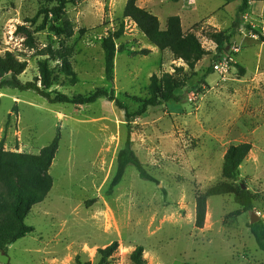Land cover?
Returning a JSON list of instances; mask_svg holds the SVG:
<instances>
[{
	"label": "rangeland",
	"instance_id": "rangeland-1",
	"mask_svg": "<svg viewBox=\"0 0 264 264\" xmlns=\"http://www.w3.org/2000/svg\"><path fill=\"white\" fill-rule=\"evenodd\" d=\"M126 2L67 5L55 24L70 27L67 37L49 31L52 17L41 29L43 10L55 4L0 0V53L26 61L22 82L38 78V65L46 61L56 76L52 91L69 97L97 88L113 91L135 112L139 100L148 97L153 75L182 68L188 78L178 92L184 96L180 103L150 107L130 123L123 110L103 98L82 106L50 104L33 91L0 89L5 151L38 155L60 134L48 170L52 188L25 219L34 231L0 252V264H98V251L114 242L118 247L108 264H133L130 255L137 247L145 264H264V252L248 228L251 212L264 223V0H250L244 12L238 0H137L157 17L161 30L169 17L178 16L182 31L196 35L205 55L193 69L150 44L123 17ZM20 26L31 33L34 48L18 33ZM214 33L226 39L225 51L217 50ZM107 36L114 37L116 48L111 81L105 78L101 48ZM229 52L235 64L217 73L213 62ZM128 132L135 155L157 182L143 181L127 167L110 189ZM241 143H249L251 151L237 181L225 180L224 154ZM222 182L244 185L254 197L253 210L232 216L239 208L232 196H213L207 199L203 227L196 228L195 196Z\"/></svg>",
	"mask_w": 264,
	"mask_h": 264
},
{
	"label": "trees",
	"instance_id": "trees-1",
	"mask_svg": "<svg viewBox=\"0 0 264 264\" xmlns=\"http://www.w3.org/2000/svg\"><path fill=\"white\" fill-rule=\"evenodd\" d=\"M55 4L52 8L43 10L44 22L41 29L46 26V19L52 17L49 24V31L55 35L72 34L69 26L59 27L55 25L64 15L67 5L75 4L77 0H44ZM177 2L179 0H172ZM240 1L239 12H244L250 0ZM137 0H127L123 17L130 19L138 30L146 37L150 44L160 51L168 49L176 59L182 60L189 69H193L195 64L205 55L198 38L193 32H183L178 16H171L166 21L165 30L160 29L159 21L143 8L136 5ZM36 17L32 20L35 22ZM18 33L25 35L28 48H34V39L25 26L18 27ZM218 51H225L222 34H212ZM114 37L107 36L101 41V48L104 54L105 78L112 80L114 58L116 48ZM26 61L19 59L11 52L0 53V89H13L20 92L33 91L44 98L50 104H71L82 106L92 104L99 99H106L114 102L115 106L124 111L125 121L132 122L136 117L142 116L150 107H158L163 104L180 103L184 96L179 95V91L185 87L188 80L182 68H176L173 73H163L161 76L153 75L150 78L148 87V97L139 100L140 106L135 112H129L127 108L119 102L113 91H106L101 88L95 89L87 95H77L73 97L51 90L56 76L49 68L46 61L38 65L39 77L34 81L22 82L19 77L25 71ZM75 80V74L66 70ZM241 74L244 71L239 68ZM212 73L209 68L206 76ZM39 82V86L37 85ZM15 110V109H14ZM60 141L59 131L51 142L43 147L38 155L9 152L3 149L0 143V252L5 253L8 246L19 239L31 234L34 228L25 224V219L31 212L33 206L42 203L52 188V178L48 170L58 151ZM249 143L231 145L226 150L223 157L221 174L225 180L236 182L239 176V168L251 151ZM127 167L136 170L138 177L147 182L155 183L157 180L150 175L140 162L132 149L129 132L127 133L123 147L116 156V169L110 182L109 188L117 186L122 180ZM241 185H231L227 182L217 183L208 188L205 192L195 196V227L202 228L206 216L207 199L213 196L231 195L238 205V210L232 216H239L253 210V195ZM250 234L259 250L264 252V223L259 220L248 225ZM117 243L100 249L98 264H108L107 260L117 250ZM133 264H145L142 247H137L130 255Z\"/></svg>",
	"mask_w": 264,
	"mask_h": 264
},
{
	"label": "built area",
	"instance_id": "built-area-1",
	"mask_svg": "<svg viewBox=\"0 0 264 264\" xmlns=\"http://www.w3.org/2000/svg\"><path fill=\"white\" fill-rule=\"evenodd\" d=\"M232 53H237V48L231 49ZM229 52V54L224 56H219L215 62H213V69L220 74H225L229 71V69L235 64V60L233 55Z\"/></svg>",
	"mask_w": 264,
	"mask_h": 264
},
{
	"label": "water",
	"instance_id": "water-1",
	"mask_svg": "<svg viewBox=\"0 0 264 264\" xmlns=\"http://www.w3.org/2000/svg\"><path fill=\"white\" fill-rule=\"evenodd\" d=\"M241 188H245V186L242 185ZM259 220H260L259 216L255 212H251V214H250V224H253V223H255V222L259 221Z\"/></svg>",
	"mask_w": 264,
	"mask_h": 264
}]
</instances>
